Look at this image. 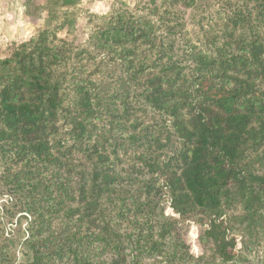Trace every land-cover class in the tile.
<instances>
[{"label": "trees", "instance_id": "16d2710c", "mask_svg": "<svg viewBox=\"0 0 264 264\" xmlns=\"http://www.w3.org/2000/svg\"><path fill=\"white\" fill-rule=\"evenodd\" d=\"M199 1L112 13L100 40L113 82L96 62H73L80 51L48 27L0 54V183L23 213L22 263L264 254V36L240 6L229 22L252 35L191 42L178 14ZM190 223L195 253L182 233ZM12 256L0 244V264Z\"/></svg>", "mask_w": 264, "mask_h": 264}, {"label": "rangeland", "instance_id": "374dc122", "mask_svg": "<svg viewBox=\"0 0 264 264\" xmlns=\"http://www.w3.org/2000/svg\"><path fill=\"white\" fill-rule=\"evenodd\" d=\"M144 1L146 0H0V54H8L13 42L28 39L40 28L48 27L73 53L80 51L78 59L71 56L73 62H96L100 68L108 70L106 79L110 81L113 72L109 67L111 65L107 64V48L100 40L101 27L118 10L140 13L134 9ZM230 2L235 3L229 4ZM240 6L251 10L253 31L264 36V7L261 0H200L180 9L178 15L191 42L203 45L209 40L217 45L221 42L231 44L239 32L252 35L251 28H234L229 22L230 12ZM147 117L155 123L151 114ZM8 187L11 185L0 183V244H3V248L14 251L12 264H24L21 245L17 246L22 232L14 230L17 217L23 213L15 210L16 200L6 192ZM164 210L165 214L174 215L169 207L164 206ZM182 233L184 236L186 234L191 251L195 253L198 247L197 226L194 223L186 224ZM261 240L264 242V237ZM258 254L260 255L254 251L248 252L239 259L238 264H264V254L259 250Z\"/></svg>", "mask_w": 264, "mask_h": 264}]
</instances>
